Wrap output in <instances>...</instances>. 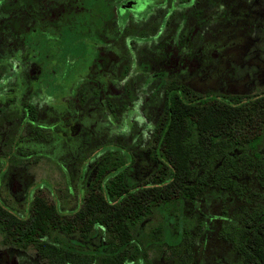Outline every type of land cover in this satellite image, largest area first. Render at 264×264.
Returning a JSON list of instances; mask_svg holds the SVG:
<instances>
[{
    "label": "rangeland",
    "instance_id": "obj_1",
    "mask_svg": "<svg viewBox=\"0 0 264 264\" xmlns=\"http://www.w3.org/2000/svg\"><path fill=\"white\" fill-rule=\"evenodd\" d=\"M169 82L201 94L264 90V0H0V202L28 216L41 196L72 214L99 166L129 156L132 183L151 186L152 134ZM217 164L195 160L194 178L207 176L203 193L140 224L143 264L241 259L222 230L264 205V181L244 171L249 190L237 195L214 183ZM160 225L168 236L156 241ZM68 238L92 252L107 244L100 234ZM0 264L49 263L0 234Z\"/></svg>",
    "mask_w": 264,
    "mask_h": 264
},
{
    "label": "trees",
    "instance_id": "obj_2",
    "mask_svg": "<svg viewBox=\"0 0 264 264\" xmlns=\"http://www.w3.org/2000/svg\"><path fill=\"white\" fill-rule=\"evenodd\" d=\"M163 104L152 134L159 176L151 186L132 183L126 171L131 156L126 162L113 158L99 166L85 204L72 214L41 196L33 197L28 216H19L0 202L2 243L24 250L33 247L49 264H143L147 253L136 235L140 224L175 201H194L203 193L207 176L194 178L195 160L203 165L219 162L214 183L237 195L249 190L240 181L244 171L254 168L264 181V90L201 94L169 82ZM26 112L34 119L31 104ZM235 150L240 152L232 155ZM152 231L156 241L168 236L162 225ZM222 231L241 256L229 264H264V205L227 222ZM99 234L107 244L96 252L68 238L78 235L87 240Z\"/></svg>",
    "mask_w": 264,
    "mask_h": 264
}]
</instances>
